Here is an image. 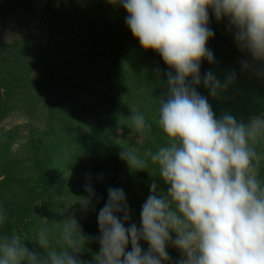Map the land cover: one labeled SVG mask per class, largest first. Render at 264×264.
<instances>
[{"label":"clouds","instance_id":"1","mask_svg":"<svg viewBox=\"0 0 264 264\" xmlns=\"http://www.w3.org/2000/svg\"><path fill=\"white\" fill-rule=\"evenodd\" d=\"M125 13V25L145 51L159 55L166 92L158 102V125L167 142L142 155L122 148L119 158L129 170L158 169L143 203L139 226L132 220L123 189H107L96 216L98 235L82 234L72 216L54 222L59 244L46 227L29 250L16 232L0 234V264H84V246L95 242L94 264H264V182L258 179L251 146L264 137V112L247 122L224 113L217 116L203 87L217 97L236 79L231 70L223 81L201 62L216 63L207 43L214 36L211 12L225 21L236 47L247 59L241 71L264 68V0H111ZM159 75V70H157ZM132 126L150 133L141 113L129 116ZM79 203L96 210L99 197L91 185ZM5 216L0 211V224ZM142 243L147 245L145 249ZM172 247L180 258L172 261Z\"/></svg>","mask_w":264,"mask_h":264},{"label":"trees","instance_id":"2","mask_svg":"<svg viewBox=\"0 0 264 264\" xmlns=\"http://www.w3.org/2000/svg\"><path fill=\"white\" fill-rule=\"evenodd\" d=\"M55 1L39 25L46 34L45 45L31 46L27 40L13 46L0 44V121L16 108L27 115L43 110L36 121H43L41 130L20 146L28 154L29 169L8 151L18 132L0 136V211L5 216L0 234L16 232L35 251H40L38 245L23 231L34 226L50 231L54 222L73 214L82 234L95 237L109 176L119 179L112 188L124 190L138 226L150 184L155 182L158 190L166 191L154 164L135 172L119 158L122 148L134 147L143 156L167 142L157 122L158 102L166 92L165 65L158 54L143 50L133 39L123 9L111 0ZM12 4L15 0H0V17L9 15ZM209 16L214 36L207 47L216 63L202 61L201 74L211 70L223 81L234 69L236 79L217 97L209 96L203 87L197 90L208 98L217 116L228 113L247 122L251 115L264 112V68L241 71L240 61L248 57L236 47L227 23L217 22L211 12ZM135 113L144 115L150 133L132 126L129 116ZM258 179L264 181V168ZM88 185L99 197L95 211L79 203L87 196ZM53 199L63 202L56 205ZM53 243L60 242L53 238ZM83 250L80 259L94 264L98 244L88 243ZM166 250L172 261L180 258L176 249Z\"/></svg>","mask_w":264,"mask_h":264},{"label":"rangeland","instance_id":"3","mask_svg":"<svg viewBox=\"0 0 264 264\" xmlns=\"http://www.w3.org/2000/svg\"><path fill=\"white\" fill-rule=\"evenodd\" d=\"M55 5V0H15V4H12L9 15L4 13V15L0 17V19H2L0 22V44L4 45L5 43L13 46L20 43V41L27 40L31 46L38 45V43L45 45L44 37L46 34L44 32H40L43 27L39 25L43 22V16L50 11V8H54ZM27 34L30 36L25 37ZM40 38L42 39L40 40ZM1 52L0 60L3 55ZM13 102L15 103V101ZM42 111V109H38L27 115L23 109L16 108V110H14L9 116H5V118L0 121V136L12 130L18 132V136L15 138L14 143L9 145L8 151L10 154L14 153L13 160L20 162L21 166L27 169L30 167L29 157L27 152L24 153V148H21L20 146L26 143L29 135L33 132L35 134L36 130H41L43 121H36L41 119L40 116L42 115ZM248 119L249 118H247V120ZM258 138L251 146L254 148L259 157V159L254 162L256 165L257 175L259 177L261 169L264 168V137ZM9 159L10 157L5 159L4 163L8 164ZM67 176L68 174L65 173L63 177L65 182L68 181ZM1 179L3 178H0V180ZM106 179L107 180L105 182L110 188L117 186L116 184L119 181L117 177L112 176H109ZM128 192L129 191H127V193ZM131 192L134 191H130V193H128L130 195L128 196H132ZM58 202H63V200L55 199L54 202L53 199L52 203L57 205ZM64 208L65 206L63 209ZM64 212L66 213V211ZM72 216L76 217L74 214ZM44 218L46 219V217ZM38 232L37 226H34L30 228L29 231H23V234L27 236L31 235V239L35 241ZM49 232H51L50 236L59 242V234L56 232L54 224ZM93 235L97 236L98 232L93 231Z\"/></svg>","mask_w":264,"mask_h":264}]
</instances>
